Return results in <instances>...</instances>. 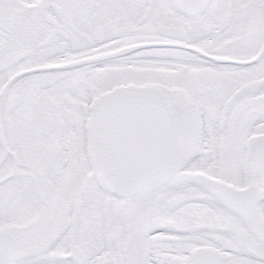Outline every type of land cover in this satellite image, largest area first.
I'll use <instances>...</instances> for the list:
<instances>
[{
    "label": "snow or ice",
    "instance_id": "obj_1",
    "mask_svg": "<svg viewBox=\"0 0 264 264\" xmlns=\"http://www.w3.org/2000/svg\"><path fill=\"white\" fill-rule=\"evenodd\" d=\"M0 264H264V0H0Z\"/></svg>",
    "mask_w": 264,
    "mask_h": 264
}]
</instances>
